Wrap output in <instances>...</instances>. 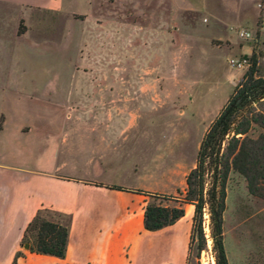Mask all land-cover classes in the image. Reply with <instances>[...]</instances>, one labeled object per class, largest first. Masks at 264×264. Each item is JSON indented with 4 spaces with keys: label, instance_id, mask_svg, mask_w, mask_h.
I'll return each mask as SVG.
<instances>
[{
    "label": "crops",
    "instance_id": "1",
    "mask_svg": "<svg viewBox=\"0 0 264 264\" xmlns=\"http://www.w3.org/2000/svg\"><path fill=\"white\" fill-rule=\"evenodd\" d=\"M77 1L82 10L76 0H0V264H188L192 204L170 225L144 226L151 194L181 187L170 164L136 147L149 132L123 91L153 85L105 80L107 41L124 56L122 4ZM139 28L132 19L131 55ZM39 211L68 227L64 257L24 247Z\"/></svg>",
    "mask_w": 264,
    "mask_h": 264
},
{
    "label": "rangeland",
    "instance_id": "2",
    "mask_svg": "<svg viewBox=\"0 0 264 264\" xmlns=\"http://www.w3.org/2000/svg\"><path fill=\"white\" fill-rule=\"evenodd\" d=\"M118 2L123 11L124 56L116 59L112 52L114 42L107 41L105 80L153 85V90L149 88L144 93L140 89L123 91L124 96L132 92L126 108L141 115L138 125L149 132L148 137L138 138L136 147L146 149L149 154L153 151L156 163L170 164L174 168L173 181L179 183L178 189L183 191L185 175L195 165L203 134L248 68L233 67L229 59L249 57L255 52L259 72L264 74V0ZM80 3L76 0L74 6L82 10ZM132 19H137L140 27L138 54L134 55L127 41ZM240 29L249 30L254 38H240ZM63 58L58 56L60 64ZM120 61L122 72L116 74L114 66ZM91 64L98 65V58H92ZM92 77H95L92 80H100L98 74ZM258 131L252 130L250 136L256 137ZM164 182L160 188H171L170 180ZM160 202L176 204L167 199ZM50 216L45 214V217ZM206 220L208 236L204 229ZM223 230L228 264H264V196L249 193L245 178L233 169L226 180ZM202 231L205 246L198 254L199 239L195 237L189 249L188 264H215L206 209Z\"/></svg>",
    "mask_w": 264,
    "mask_h": 264
},
{
    "label": "trees",
    "instance_id": "3",
    "mask_svg": "<svg viewBox=\"0 0 264 264\" xmlns=\"http://www.w3.org/2000/svg\"><path fill=\"white\" fill-rule=\"evenodd\" d=\"M23 26L20 25L19 32ZM258 129L256 137L250 132ZM233 169L245 180L249 193L264 196V74H260L257 55L249 56V66L209 124L199 143L196 161L185 175V188L178 196L152 193L144 210V226L157 230L170 225L184 215V203L194 206L189 249L195 237L199 239L198 254L205 246L202 216L209 215L210 236L215 252V264H228L223 239L226 208V180ZM121 188V187H116ZM161 199L174 201L163 204ZM197 234V236H195ZM68 227L45 217L39 211L28 223L23 243L31 252L64 257Z\"/></svg>",
    "mask_w": 264,
    "mask_h": 264
},
{
    "label": "built area",
    "instance_id": "4",
    "mask_svg": "<svg viewBox=\"0 0 264 264\" xmlns=\"http://www.w3.org/2000/svg\"><path fill=\"white\" fill-rule=\"evenodd\" d=\"M238 36L242 39H245V40H248V39H253L254 36L253 34L249 31V30H246V29H240L238 31ZM229 62L230 64L233 66V67H236V68H244V67H248L249 66V57L248 56H243V57H231L229 59ZM206 216V215H205ZM207 227H208V221L206 220V228H204L207 232L206 236H208V230H207ZM210 240H208V251H210Z\"/></svg>",
    "mask_w": 264,
    "mask_h": 264
},
{
    "label": "water",
    "instance_id": "5",
    "mask_svg": "<svg viewBox=\"0 0 264 264\" xmlns=\"http://www.w3.org/2000/svg\"><path fill=\"white\" fill-rule=\"evenodd\" d=\"M24 247H25V248H29V244H28V243H25V244H24Z\"/></svg>",
    "mask_w": 264,
    "mask_h": 264
}]
</instances>
